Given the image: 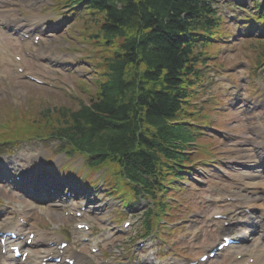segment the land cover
Returning <instances> with one entry per match:
<instances>
[{
	"label": "trees",
	"instance_id": "1",
	"mask_svg": "<svg viewBox=\"0 0 264 264\" xmlns=\"http://www.w3.org/2000/svg\"><path fill=\"white\" fill-rule=\"evenodd\" d=\"M88 1L100 9L103 36L121 38L119 49L105 57V78L88 105L60 108L51 117L53 127L76 131L92 150L107 144L102 152H127L138 143L144 149L167 146L184 134L174 121L181 81L191 70L187 28L211 21L212 15L197 0Z\"/></svg>",
	"mask_w": 264,
	"mask_h": 264
},
{
	"label": "rangeland",
	"instance_id": "2",
	"mask_svg": "<svg viewBox=\"0 0 264 264\" xmlns=\"http://www.w3.org/2000/svg\"><path fill=\"white\" fill-rule=\"evenodd\" d=\"M48 0H44L42 2L41 5L38 6V9L33 8V11H37V12H44L48 10ZM68 12V11H66ZM65 12V13H66ZM60 13V9H58V14ZM226 21V20H225ZM84 22L82 19L78 20V22H76L75 24H72L69 28L70 32H74L77 33L76 28H81L84 25ZM229 22V21H227ZM226 22L227 26H228V30L231 31V27L228 25V23ZM88 27L86 26V29ZM235 32V31H234ZM86 33V32H85ZM87 33H89V31H87ZM52 37V38H51ZM50 39L46 38V41L51 40L50 44V50L52 52H54V54L57 55H62L63 57H66V55L64 53L59 52L60 49L58 46H60L61 43V35L60 33H56L54 35H51ZM69 43L71 46H74L77 41L79 40L77 36L75 35H69ZM229 42L234 43V49L230 48H226L227 46H225L224 48H222L223 50H220L219 53V61L223 62L226 61L228 65H225V67H230L227 70H223L221 69V71H230L229 73H232L230 75H232V77H234V79H236L237 82V86L236 88H234L232 90L231 93H233L234 91H239L241 93V90L243 92H245V89L247 87V90L249 91L250 94H252V90L251 88H254L256 81L258 80H254L252 77H250V71L253 70V66L251 65L253 61H256V58H253V55L251 54L250 49L247 46L246 42H243L242 38H239V31L236 32V36L229 38L228 39ZM225 41V40H224ZM242 46L244 47V49L242 48ZM58 49V50H55ZM239 60H248V64L245 65H241L239 64ZM251 61V63H250ZM93 63H95L93 61ZM27 64V63H26ZM93 64L88 63V61H83L82 62V67L85 69L79 73H83L85 76H87L89 78V80H91V78L93 77V79L96 78V76L90 75V70L93 68L92 66ZM38 70H43V69H37ZM8 70H4V72H7ZM8 73H10L8 71ZM95 75V74H94ZM214 75H217V72L213 69L210 73V79H211V84H209V92L206 91L205 93L199 94V98L197 99V105L199 103H205V105H202V107L206 106L208 103H213L216 102V100H214L212 98V96H208L211 93L217 92L221 95V97L223 98H218V102L219 103H215L214 105H224V106H229L231 103L233 105H236L238 102H240V99L238 95H230L228 94V96H224L226 91L225 88V84L222 83H218L215 81L214 79ZM17 77V78H16ZM11 76L10 78H6L7 81L5 82H0V104H2V100L4 99L5 102L4 104L6 105V103H11V106H9V108H12V105H15L17 107V109H19V111L22 112V114L24 116H26V119L28 120H32L34 118H37L39 116V113L41 114L43 106L47 105V106H70V107H74L76 105L75 102H72L71 100H69L67 98V96L60 91L57 90H53L50 88H47L45 86H38L32 83H28L25 81H22V79L19 76ZM218 83V84H216ZM82 84V83H81ZM207 87V86H205ZM92 89L94 91V89L96 90V88L94 87V85H92ZM76 92L80 95L81 98H83L84 100L86 99V95L85 93H83L80 88H78V86L75 87ZM249 95H245V96H250ZM243 96V95H242ZM241 96V97H242ZM205 98V102H201L202 98ZM44 100V101H43ZM87 100V99H86ZM77 101V100H76ZM222 102V103H221ZM45 104V105H44ZM223 109H225V107H223ZM229 109V108H226ZM230 109H234L233 106H230ZM25 111V112H23ZM7 112V111H5ZM263 114L262 110L257 111L255 113H243L242 111H238L237 110H228L227 114L224 115V113H219L217 116V120L220 121L219 123V127L217 131L218 133H220L224 139L223 142L221 141V143L224 144L225 147H227L228 151L226 153V159L229 158L230 154H237L238 152H240L238 154V156L241 155H245L246 154H250V148L246 145H243L241 148H243L241 150V148L233 145L234 143L237 142H243L246 143L248 142L247 138H251L253 136V127L252 124L253 123H259V119L257 116H255L256 114ZM7 114H10V110L9 112H7ZM0 116L6 117L4 115V110L2 109V107H0ZM209 120V119H208ZM210 120L213 121L214 120V116L210 115ZM41 121V120H40ZM234 127L233 132L231 133L229 130H231ZM232 135L233 139L230 140V142H228V139L226 138V136L228 135ZM222 137V138H223ZM214 138V137H213ZM203 139V138H202ZM216 140V139H215ZM218 142H220L219 140H216ZM214 141H212L213 143ZM31 143L33 144L32 141H28L27 143L21 144L22 148H25V151H17L16 154L22 155V154H26V149H28V151H34L33 153L38 155V152H42L41 154V159L39 158V160L37 161L38 164L41 165V163L45 160V158H48V160H50L52 163L54 162H60L57 159H55V156L57 155L55 153V149L53 148L52 145L46 147V148H42L41 145L37 142H34V145H31ZM228 144H232L231 146H228ZM31 146H34L31 147ZM5 146H0V148H3ZM20 147V146H19ZM1 150V149H0ZM216 155H219L218 153H215ZM4 155V154H3ZM24 157V156H21ZM58 156H56L57 158ZM220 157V156H219ZM38 159V158H37ZM212 159V160H209ZM223 160L220 157V159L218 158H208V160L206 159V162L210 163L211 165H201V166H195L196 164H200V162H196V164L193 167V170L190 171V176H193V174H198V172L200 171V168H206L207 171L210 173V176H208L209 180H207L209 185H212L214 183H217V181H222V183L224 184V187L226 188V190L229 191L231 185L233 183V186H235L236 183H238L239 179H238V172L237 171H228L226 170V174L222 175L221 173L218 172V170L220 169L221 171L223 170L222 166H223ZM70 161L71 164L74 165H79L80 164V160L78 158H73V159H66V162ZM212 165H216V167H213ZM41 168V167H40ZM253 170V169H250ZM238 179V180H237ZM261 180H264V178H260ZM192 183L195 184L197 182H194L193 179H191ZM203 185H198V187H202ZM205 187V186H204ZM8 196V192L7 190H4L0 187V196ZM187 195V194H185ZM189 199L191 200L192 205L190 206V208L192 206L197 207L198 203H197V199L194 195V193L190 194ZM187 204L189 205V203L187 202ZM181 209H185L186 211H189L190 209L187 208H181ZM204 208H198V211H195L194 213L196 215H194L193 212H190L188 217H191L192 219L197 220V217H199V215L202 216V210ZM187 213V212H186ZM60 215H58L55 218H59ZM162 239L164 241H166L167 243H171V239L166 240V238L162 237ZM159 258H162V255L159 254L158 256ZM211 264H215L211 263Z\"/></svg>",
	"mask_w": 264,
	"mask_h": 264
},
{
	"label": "bare ground",
	"instance_id": "3",
	"mask_svg": "<svg viewBox=\"0 0 264 264\" xmlns=\"http://www.w3.org/2000/svg\"><path fill=\"white\" fill-rule=\"evenodd\" d=\"M7 2H10V0H7ZM1 75L2 74L0 73V77ZM263 145L264 143L257 149L259 153L261 150H263ZM254 161H256V158ZM258 176L259 175L257 171H255V173L252 171H246L242 173L239 188L242 195L246 196L248 199L251 198V202H249V205H247L246 209L236 208L226 216V220L229 223V227L226 228L227 233L234 239L237 238L241 240L240 244L236 245V248H238L237 250L241 254L248 255V257H253L254 262L252 264H264V221L261 223L260 218L253 211V207L257 205L263 210L264 216V199L262 195L257 194V184L253 181L244 179V177L252 179ZM54 212L57 213L56 210H54ZM255 233L257 234L254 235ZM246 240H249L251 243L244 245ZM47 256L48 251H43L41 257L46 258ZM3 259L6 260L7 257H4ZM15 264H30V261L26 260L24 263Z\"/></svg>",
	"mask_w": 264,
	"mask_h": 264
}]
</instances>
